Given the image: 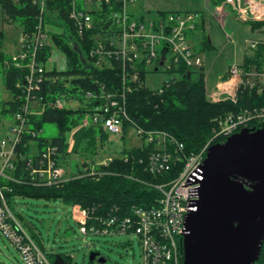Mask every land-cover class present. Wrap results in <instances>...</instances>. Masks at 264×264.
Wrapping results in <instances>:
<instances>
[{"label":"built area","instance_id":"2783aa9c","mask_svg":"<svg viewBox=\"0 0 264 264\" xmlns=\"http://www.w3.org/2000/svg\"><path fill=\"white\" fill-rule=\"evenodd\" d=\"M70 1L69 17L81 42H85L86 35L95 30L96 14L100 15L97 16V23L106 24L103 32L88 38L91 44L86 57L88 62L99 70H113L115 62L122 66V86L115 93L107 92L104 87L98 91H85L79 85L81 89L77 92H84L83 106L86 109L80 127H95L108 136L112 134L117 137L118 144L123 143L122 146L128 141L129 131L134 129L136 135L143 138V145H154L147 158L140 160L145 172L149 174H164L171 172L176 163L184 164L176 179L154 187L161 192V198L151 207L132 206L129 212L114 209L103 212L100 206L84 209L77 205L74 206L73 217L84 236L137 235L143 247L141 264H184L182 240L187 233L186 218L189 213L197 210L201 182L204 180L203 166L209 149L218 140H227L245 128H263L264 108L244 110L226 117L200 152L185 154V145L174 136L162 131L146 132L137 127L128 116L127 97L144 86V73L147 77L162 71L169 74L170 79L165 83V86H169L179 79L176 70L182 67L189 70L203 68V59L193 49L189 38V33L197 28L198 15L191 12L171 13L165 18L158 15L149 20L144 17L142 20L130 9L140 0ZM32 2L39 8L35 31L32 34L22 33L20 48L10 56L11 62L8 63L23 70V79L16 84L19 94L14 98L9 95L7 99L14 102L16 112L13 115L3 114V105L0 108V134L3 133L0 137V234L6 236L18 250L21 257L19 264H55V258L52 261L39 247L12 210L5 193L11 189L2 182H18L9 172H15L22 162L33 185L61 187L74 178L102 175L97 169L108 166L117 156L97 164L82 158V163L76 164L78 170L73 171L74 157L78 155L64 159L57 146L50 142L41 146L36 140L38 135L42 136L44 129L36 132L33 122L39 120L50 108L63 110L68 103L58 98L48 99L43 91L48 79L47 73L54 70L48 68L50 59L45 64L39 59L41 51L49 47L50 43L47 29L48 0ZM114 3L120 4V7L116 9ZM227 5L233 7L236 19L243 23L264 22L262 2L225 0L216 7L220 16L228 15ZM106 7L108 12L104 13ZM260 46H264V42L249 40L248 56L255 57ZM253 59L249 68L245 67V63L231 65L227 79L207 96L208 100L214 103L227 100L237 103L241 88L264 92V54ZM253 122L261 125L251 127ZM126 123L131 125L127 133ZM26 136L33 139L26 142ZM75 144L76 140L69 143L68 153H72ZM21 145L29 149L28 157L20 152ZM118 157L127 160V155L122 152Z\"/></svg>","mask_w":264,"mask_h":264},{"label":"trees","instance_id":"16d2710c","mask_svg":"<svg viewBox=\"0 0 264 264\" xmlns=\"http://www.w3.org/2000/svg\"><path fill=\"white\" fill-rule=\"evenodd\" d=\"M224 1L211 0V4L213 7H217ZM0 5L5 23L20 24L23 33L32 34L35 31L39 8L33 4L32 0H20L19 2L0 0ZM114 5L116 9L120 7V4L114 3ZM70 9V0H48V24H57L53 20V16L56 15L65 27V31L56 35L55 39L67 58V69L66 71L54 69L47 73L48 79L43 86V91L47 94L48 99L65 100L68 106L63 110L50 108L39 120L33 122V127L39 133L46 125H55L58 133L51 141L37 136L36 140L41 146L50 142L59 148L64 159L79 154L84 156L87 162L90 160V163H95L94 157L99 154L97 145L99 142L104 143L108 135L95 127L82 129L75 135L76 144L72 153H68V135L80 126L86 114L84 106L73 107L72 104L74 101L84 102V92H77L81 87L85 91L92 89L98 91L104 87L107 92H117L122 86V66L119 62H115L113 70H99L88 62L86 57L91 47L88 38L103 32L106 24H98L97 16L100 15L96 14L95 30L86 35L85 42H81L74 24L70 20ZM107 12L108 8L106 7L104 13ZM169 14L171 13H159L164 18ZM252 25L254 28H260L264 27V22H253ZM203 43L208 49V41L204 40ZM72 44L79 45L85 62H82ZM4 48L5 34L0 31V66L4 70L6 90L14 98L19 94L16 84L23 79V70L8 65L11 58L5 53ZM263 54L264 46H260L255 57H262ZM39 56L41 62L47 63L51 56V48L46 47ZM255 57L247 56L245 67L249 68ZM175 72L179 74V79L169 86H164L161 90L148 88L146 86L147 75L144 73L142 75L144 86L134 90L127 97V112L131 121L144 131H162L174 136L185 145V154L187 155L200 152L213 137L214 131L219 129L220 122L226 117L237 115L244 110L264 108V92L258 93L257 90L241 88L237 103L230 100L214 103L210 102L206 96L204 68L189 70L182 67ZM8 106H10L9 109ZM16 108L14 102L7 100L3 103L2 113L13 115ZM125 125L127 133L131 125L129 123ZM260 125L258 122H253L251 127ZM31 139L33 138L30 136L25 137L26 142ZM225 141L226 139H220L216 144ZM153 148L154 145L125 148L122 154L127 155V160L124 157H117L108 166H100L97 169L102 175L74 178L61 187L33 185L30 183L24 165L20 162L15 172H9L18 182H2V184L11 189L5 193L12 210L22 222L23 217L18 213L16 205V199L19 197H36L48 201L62 200L68 205H78L84 209L100 206L103 212L110 209L129 212L132 206L147 208L153 206L156 200L161 198V192L154 187L176 179L184 166L183 163H176L171 172L159 175L145 172L140 160L146 159ZM20 152L26 157L29 156V149L24 148L23 145L20 147ZM50 259L54 261V258L50 257ZM64 260L65 264H68L67 259L64 258ZM257 264H264V245Z\"/></svg>","mask_w":264,"mask_h":264},{"label":"water","instance_id":"95a60500","mask_svg":"<svg viewBox=\"0 0 264 264\" xmlns=\"http://www.w3.org/2000/svg\"><path fill=\"white\" fill-rule=\"evenodd\" d=\"M72 46L85 62L79 45ZM203 170L197 210L186 218L184 264H257L264 245V126L212 146ZM97 258L106 263L90 254L91 262ZM55 264H65L63 257Z\"/></svg>","mask_w":264,"mask_h":264},{"label":"rangeland","instance_id":"374dc122","mask_svg":"<svg viewBox=\"0 0 264 264\" xmlns=\"http://www.w3.org/2000/svg\"><path fill=\"white\" fill-rule=\"evenodd\" d=\"M142 8L146 11L144 1L140 0L131 10H135L136 17L142 14L137 9ZM137 8V9H136ZM142 13V14H141ZM148 16L156 17V13H146ZM57 24L49 23V48L51 56L48 68L58 71H66L67 58L56 43L55 36L65 31L62 22L53 16ZM239 21V20H238ZM241 22V21H240ZM0 31L5 34V53L11 56L20 48V38H22V27L20 24L4 22V15L0 5ZM51 45V46H50ZM169 74L160 73L150 74L147 77L146 85L151 90H161ZM207 96V94H206ZM9 98L5 87V77L3 67L0 66V108L3 102ZM208 99V98H207ZM211 102V101H210ZM84 105L83 103H73L72 106ZM82 128L79 126L68 135L69 143L75 140V136ZM58 130L55 125H46L42 132V137L52 140L57 136ZM3 135L0 134V137ZM144 143L143 138L138 137L134 129L129 131L128 141L125 145L117 143V137L109 134L104 143H98L99 154L94 157L95 163H101L110 157L119 156L123 149L128 146L140 147ZM36 148V147H35ZM84 156L74 157L73 171L78 170L76 164H81ZM90 162V160L88 161ZM99 166H96L98 168ZM18 213L23 217V225L26 231L33 237L35 242L43 249L49 257L55 258L60 255L67 259L68 264H100L98 259L90 261V254L97 252L106 259L105 264H141L143 247L137 235H107V236H84L80 232V225L73 217L74 206L68 205L62 200L48 201L36 197H19L16 199ZM21 257L18 250L6 236L0 234V264H19Z\"/></svg>","mask_w":264,"mask_h":264},{"label":"crops","instance_id":"0c3cea01","mask_svg":"<svg viewBox=\"0 0 264 264\" xmlns=\"http://www.w3.org/2000/svg\"><path fill=\"white\" fill-rule=\"evenodd\" d=\"M146 11L141 18L152 19L146 13H194L198 15L195 31L189 33L193 49L204 62L206 94L211 95L225 79L231 65H242L249 54L248 41L264 42V27L254 28L252 23L236 19L231 5L226 6L227 16H220L211 0H143ZM264 3V0H256ZM134 6H132L133 8ZM131 9V8H130ZM135 14V10H131ZM255 23V22H254ZM11 25V24H10ZM206 38V39H205ZM204 40L208 41L206 49ZM18 52V49L15 53ZM15 53H11L12 55ZM11 55V56H12ZM135 148L128 146L127 149Z\"/></svg>","mask_w":264,"mask_h":264}]
</instances>
